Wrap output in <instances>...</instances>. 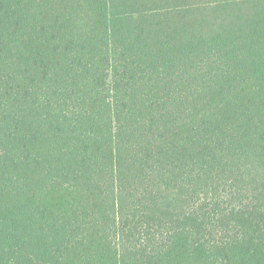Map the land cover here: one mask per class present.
I'll return each mask as SVG.
<instances>
[{
	"label": "trees",
	"instance_id": "1",
	"mask_svg": "<svg viewBox=\"0 0 264 264\" xmlns=\"http://www.w3.org/2000/svg\"><path fill=\"white\" fill-rule=\"evenodd\" d=\"M0 264H264V0H0Z\"/></svg>",
	"mask_w": 264,
	"mask_h": 264
}]
</instances>
